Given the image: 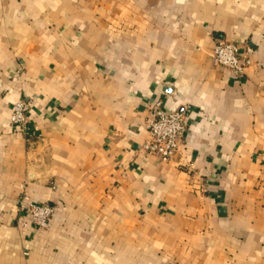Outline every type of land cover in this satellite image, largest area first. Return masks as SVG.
<instances>
[{
	"label": "crops",
	"instance_id": "crops-1",
	"mask_svg": "<svg viewBox=\"0 0 264 264\" xmlns=\"http://www.w3.org/2000/svg\"><path fill=\"white\" fill-rule=\"evenodd\" d=\"M159 98L186 112L169 161L143 148ZM24 195L49 227H19ZM0 264H264V0H0Z\"/></svg>",
	"mask_w": 264,
	"mask_h": 264
},
{
	"label": "built area",
	"instance_id": "built-area-1",
	"mask_svg": "<svg viewBox=\"0 0 264 264\" xmlns=\"http://www.w3.org/2000/svg\"><path fill=\"white\" fill-rule=\"evenodd\" d=\"M250 45L241 48L239 43L221 37L216 39L212 49L214 63L223 65L235 75L242 77L246 67L251 61ZM32 99L24 97L13 105L10 117L11 124L23 131H27L30 123L29 111ZM148 137L144 141L143 148L146 152L169 161L177 157L184 148V132L187 129L186 112L181 108L167 109L163 99H156L152 104V117L148 124ZM27 199V196H24ZM22 211L27 210L32 221L39 226L49 223L53 206L49 203L32 202L22 205ZM24 221V220H23Z\"/></svg>",
	"mask_w": 264,
	"mask_h": 264
},
{
	"label": "rangeland",
	"instance_id": "rangeland-1",
	"mask_svg": "<svg viewBox=\"0 0 264 264\" xmlns=\"http://www.w3.org/2000/svg\"><path fill=\"white\" fill-rule=\"evenodd\" d=\"M225 38V37H224ZM213 49V48H212ZM245 75V74H244ZM243 75V76H244ZM242 76V77H243ZM25 196V195H24ZM32 202H37V201H30V199H24V197L22 198V201L20 202V207L24 204V205H29V203H32ZM38 203H49V204H51L52 206H53V213L50 215V219H49V223L46 225V226H39V225H36L33 221H32V219H31V216H29L28 215V212H27V210H25V211H22V210H20L21 211V214H22V216H20V218H19V221H18V225H19V227H21V228H26L27 227V225L29 224V223H31V224H33L34 226H36V227H43V228H47V227H49L50 226V224H51V219H52V217H53V214H54V212H55V206L52 204V203H50V202H48V201H45V202H38ZM21 209V208H20ZM24 220V221H23ZM117 252V251H116Z\"/></svg>",
	"mask_w": 264,
	"mask_h": 264
}]
</instances>
